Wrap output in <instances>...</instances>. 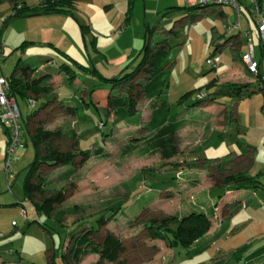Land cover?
Returning <instances> with one entry per match:
<instances>
[{"label": "rangeland", "instance_id": "obj_1", "mask_svg": "<svg viewBox=\"0 0 264 264\" xmlns=\"http://www.w3.org/2000/svg\"><path fill=\"white\" fill-rule=\"evenodd\" d=\"M40 1L25 0V6L33 9ZM12 6L0 0V73L8 77L17 65H30L36 70L18 73L22 82L49 74L40 83V93L17 96L22 118L32 117L31 133L36 128L55 133L51 146L57 152L87 151L89 158L77 155L72 165L40 164L32 179L31 201L23 181L35 155L32 142L22 137L25 144L5 175L6 135L0 123V264H119L100 261L97 255L70 260L71 234H85L100 217L106 224L89 237L100 246L107 235L119 240L122 264H246L235 262L231 254L242 246L246 256L264 248V187L246 208L235 204V209H224L221 198L228 202L237 190L223 185L225 177L246 171L250 163L251 176L264 185V96L255 92L194 105L220 87L246 86V91L261 86L240 60L247 52L248 31L264 80V39L257 33L255 6L247 3L244 17L238 19L231 7L195 9L184 0H71V15L9 20ZM237 20L233 34L240 35L238 50L215 52L217 41L225 39L226 24ZM145 28L151 50L165 43L170 53L157 100L174 105L178 119L186 120L177 132L178 151L170 159L137 151L125 154L153 134L150 106L157 100L140 91L146 74L115 87L103 81H115L136 68L143 57ZM211 57L219 58L217 66L206 63ZM61 65L70 70L60 71ZM129 96L134 106L121 118L109 102ZM45 145L39 147L42 154ZM231 151L244 161L232 160ZM55 195L60 199L48 203L49 215L32 203ZM191 211L209 216L211 228L188 251L151 238V219L181 218ZM251 264H264V255Z\"/></svg>", "mask_w": 264, "mask_h": 264}, {"label": "trees", "instance_id": "obj_2", "mask_svg": "<svg viewBox=\"0 0 264 264\" xmlns=\"http://www.w3.org/2000/svg\"><path fill=\"white\" fill-rule=\"evenodd\" d=\"M9 1L13 3L12 13L9 16V20L48 14L71 15V0H41L33 9H29L25 6V0ZM207 7L215 6H190V8L195 9H205ZM259 8L261 9V5H259ZM246 10L250 16V11H248V9ZM241 12L243 15V11ZM148 34V29L145 28L144 46L142 48L143 57L136 68L129 73L123 75L120 74L118 77H116L115 81L114 79H103V81L108 85H112V87L121 86L128 84L140 72H144L146 74V78L145 82L140 85V91L145 98L157 100L165 86L164 75L166 73V67L169 65L170 53L165 43H159L156 46H153L151 50L148 44ZM238 40L239 38L237 35L226 37L223 41L217 43L215 52L221 49L224 45L232 51H237ZM26 70H36V68L30 67L29 65H17L12 71L11 75L7 77L11 84L12 90L16 94V97L19 95L21 97H29L28 92L37 95V93H40L41 91L39 88L41 81L49 77L47 72H43V75L38 79L22 82V79L20 78L21 75H19V77H17V75L18 73L24 74ZM66 70H70V68H68L66 65L60 66V71L64 72ZM255 77L257 78V81L261 83V86L257 89L250 86L251 88H249V90L244 91L243 88L246 86L220 87L218 89H214L213 91H208L209 93L207 94V97L196 100L194 105L197 106L204 101H216L222 97L240 99L242 97L250 96L255 92H261L264 96V80L260 76L259 71ZM213 84L214 82H211L206 86L208 90L213 87ZM102 85L100 84L99 86ZM128 89H130V87ZM83 104L89 106L90 102H83ZM109 104L115 108L116 115L120 116L121 118H126L129 115V111L132 110L134 106V98L132 96H129L125 100H121V98H113ZM123 106H127L128 109L126 108L122 110ZM150 107L153 134L143 142L142 146L139 147L136 146V144L129 146V148L125 150V154L137 151L143 156L159 154L163 159H170L175 156L178 151L177 132L186 124V120L178 119V113L174 110V105L169 104L165 100H157L153 102ZM31 118L32 117L28 115L26 119L22 118L21 123L25 129L26 137L28 136L32 142L35 152L33 162L29 165L25 179L23 181V191L25 196L26 198L33 201L32 197L34 188L32 186V179L35 176L36 170L40 164L46 163L51 165L58 161L61 165H72L77 155H80L83 160H87L89 158V153L87 151L80 152L79 154L72 152H57V150L51 146V142L53 141L55 133L45 132L41 128H36L35 132L31 133L29 128V122ZM6 134L7 131L5 129V135ZM44 142H47L48 145H45V153L42 154L39 147ZM37 179L38 184L42 185L43 180L40 178ZM223 185H229L235 187L236 189H259L257 180L249 175L248 170L226 176ZM38 189H40V186ZM59 199V195H55L48 199L42 200L39 203H32L38 210H42L46 213V215H49L52 208L48 203H57ZM56 221L59 220L56 218ZM105 224L106 219L104 217H100L96 221V226H91L89 228L90 230H88L85 234H78L77 236L71 234V243L68 249L71 261L77 262L82 256L97 255L100 261H106L109 263L118 262L119 264H122L120 261L121 242L119 240H117L112 235H107L104 238V243L100 246L95 244L89 237V235L92 234L91 232L96 231L97 227H102ZM149 224L152 225L150 226L151 238H162L167 240L172 248L179 247L185 251H188L193 244L202 239L210 230L211 218L204 212L191 211L181 218H178L177 216H169L161 219H151ZM173 225H175V228H171ZM43 229L47 230L46 228ZM81 231H79V233ZM161 234H163V236ZM245 248L246 246L237 248L231 254V258L237 263L243 261L246 264H251L254 261H259L264 255V248H261L246 256L244 255V251L246 250ZM203 249L204 248L196 250L193 252V254L197 253L198 251L200 252ZM62 257L64 258L63 254Z\"/></svg>", "mask_w": 264, "mask_h": 264}, {"label": "built area", "instance_id": "obj_3", "mask_svg": "<svg viewBox=\"0 0 264 264\" xmlns=\"http://www.w3.org/2000/svg\"><path fill=\"white\" fill-rule=\"evenodd\" d=\"M191 6L195 5H213V6H227L235 10L238 18L242 16V9L245 5H253L256 8V21L255 25L259 34V38L264 39V11L259 8L262 5L263 0H184ZM239 28V24L235 23L226 24L225 36L228 37L232 32ZM247 36V52L242 54L241 60L246 66L249 73L257 75L259 71V63L255 59L254 47L251 43V39L248 37V31L245 32ZM219 58H209L206 60L208 65L217 66L219 64ZM200 99V98H199ZM31 106H34L33 100H28ZM22 114L17 103V97L15 92L12 90L11 84L2 73H0V123L6 129V148L4 153L5 161V175H8L11 171V164L13 157L18 150L22 147L25 142L22 137H25V129L22 128ZM21 214L24 217L25 212L22 209Z\"/></svg>", "mask_w": 264, "mask_h": 264}, {"label": "crops", "instance_id": "obj_4", "mask_svg": "<svg viewBox=\"0 0 264 264\" xmlns=\"http://www.w3.org/2000/svg\"><path fill=\"white\" fill-rule=\"evenodd\" d=\"M240 17H243V15L242 16H240ZM239 17V18H240ZM238 18V19H239ZM239 20H237V22H238ZM238 24H239V22H238ZM226 27V26H225ZM237 30V29H236ZM236 30H234L233 32H232V34L231 35H229V36H232V35H234L233 33L236 31ZM228 36V37H229ZM225 38H226V36H225ZM238 38L240 39V35H238ZM221 41H223V39H221V40H218L217 41V43L218 42H221ZM223 48L225 49V48H228L227 46H223L221 49H219L218 51H216V52H221L222 50H223ZM212 58V57H211ZM256 59V58H255ZM240 60H241V58H240ZM241 62H242V60H241ZM243 63V62H242ZM258 63H259V65H260V60H258ZM244 64V63H243ZM30 66V65H29ZM212 66V65H211ZM245 66V65H244ZM245 68H246V66H245ZM39 69H41V68H39ZM246 70H247V68H246ZM34 105H35V103H34ZM235 113V112H234ZM235 116H236V114H235ZM238 119H239V117H238ZM5 129V128H4ZM28 137V136H27ZM223 139H220V141L219 142H221ZM239 145H240V147L241 148H244V147H246L245 146V144L242 142V141H239ZM230 157H231V159L232 160H236L235 162L236 163H239V162H242V161H244V158H243V156H236L235 154H234V151H231V153H230ZM248 159H246V161H247ZM252 165H253V163H250V168L249 169H247L248 170V172H249V175L251 176V174H250V170H251V168H252ZM251 177H253V176H251ZM255 178V177H254ZM256 179V178H255ZM257 180V179H256ZM258 182V181H257ZM258 186H259V183H258ZM264 187V185L262 186V187H260L259 186V189L260 188H263ZM223 188V187H222ZM256 190H258V189H255V190H253V189H237L236 191H234L235 193H234V196H233V199L232 200H230V201H226V198H225V196L224 195H222L221 196V198L224 200L225 199V201L223 202V208L225 209V208H228V209H235L236 207H235V204H237V205H239L241 208H246L248 205H250L251 204V199H253V198H255V192H256ZM240 209V208H239ZM234 215V214H233ZM233 215L231 216V218H232V220H233ZM230 218V219H231ZM254 240H256V239H254ZM254 240H252V241H249V243H248V245H251V244H253L255 241Z\"/></svg>", "mask_w": 264, "mask_h": 264}, {"label": "water", "instance_id": "obj_5", "mask_svg": "<svg viewBox=\"0 0 264 264\" xmlns=\"http://www.w3.org/2000/svg\"><path fill=\"white\" fill-rule=\"evenodd\" d=\"M145 37V36H144Z\"/></svg>", "mask_w": 264, "mask_h": 264}]
</instances>
